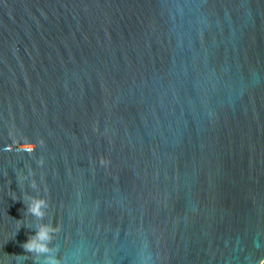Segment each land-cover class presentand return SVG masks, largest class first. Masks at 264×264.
Segmentation results:
<instances>
[{
  "label": "water",
  "instance_id": "1",
  "mask_svg": "<svg viewBox=\"0 0 264 264\" xmlns=\"http://www.w3.org/2000/svg\"><path fill=\"white\" fill-rule=\"evenodd\" d=\"M36 195L62 264H264V0H0V264Z\"/></svg>",
  "mask_w": 264,
  "mask_h": 264
},
{
  "label": "clouds",
  "instance_id": "2",
  "mask_svg": "<svg viewBox=\"0 0 264 264\" xmlns=\"http://www.w3.org/2000/svg\"><path fill=\"white\" fill-rule=\"evenodd\" d=\"M32 187L35 189L36 185ZM24 204L25 201L23 200ZM26 211L35 218L38 223L28 228H34L35 234L30 235L23 244L26 253L31 254L33 264H62L59 256V245L54 244L56 234L60 231L58 225L52 222H44L49 208V201L43 196H29L27 199Z\"/></svg>",
  "mask_w": 264,
  "mask_h": 264
}]
</instances>
